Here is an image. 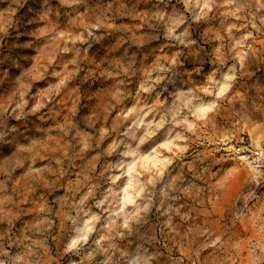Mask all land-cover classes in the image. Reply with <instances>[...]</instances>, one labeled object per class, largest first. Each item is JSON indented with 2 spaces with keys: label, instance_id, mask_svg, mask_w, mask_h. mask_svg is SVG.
Segmentation results:
<instances>
[{
  "label": "rangeland",
  "instance_id": "1",
  "mask_svg": "<svg viewBox=\"0 0 264 264\" xmlns=\"http://www.w3.org/2000/svg\"><path fill=\"white\" fill-rule=\"evenodd\" d=\"M2 264H264V0H0Z\"/></svg>",
  "mask_w": 264,
  "mask_h": 264
},
{
  "label": "clouds",
  "instance_id": "2",
  "mask_svg": "<svg viewBox=\"0 0 264 264\" xmlns=\"http://www.w3.org/2000/svg\"><path fill=\"white\" fill-rule=\"evenodd\" d=\"M0 264H2V262H0Z\"/></svg>",
  "mask_w": 264,
  "mask_h": 264
}]
</instances>
